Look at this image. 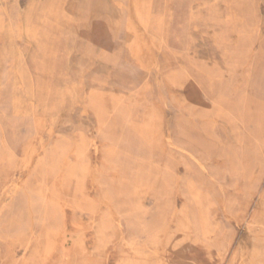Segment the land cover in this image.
Listing matches in <instances>:
<instances>
[{"label": "rangeland", "instance_id": "obj_1", "mask_svg": "<svg viewBox=\"0 0 264 264\" xmlns=\"http://www.w3.org/2000/svg\"><path fill=\"white\" fill-rule=\"evenodd\" d=\"M263 237L264 0H0V264H264Z\"/></svg>", "mask_w": 264, "mask_h": 264}, {"label": "bare ground", "instance_id": "obj_2", "mask_svg": "<svg viewBox=\"0 0 264 264\" xmlns=\"http://www.w3.org/2000/svg\"><path fill=\"white\" fill-rule=\"evenodd\" d=\"M77 1V0H76ZM86 2V1H85ZM80 4V3H79ZM83 10V9H82ZM92 11V10H91ZM80 15V14H79ZM96 16V15H95ZM77 17V16H76ZM74 19H75V17H74ZM77 19H79V18H77ZM19 21V20H18ZM75 21V20H74ZM66 28V27H65ZM52 31V30H51ZM66 54H67V52H66ZM89 61V60H88ZM69 67V66H68ZM83 68V67H82ZM68 70V69H67ZM84 70H85V68H84ZM68 85V84H67ZM160 92V91H159ZM51 132V130L49 131V133ZM3 138V137H2ZM170 138V137H169ZM168 140H170V139H168ZM171 143V142H170ZM42 148V147H41ZM106 151V150H105ZM73 152H74V150H73ZM107 152V151H106ZM187 153V152H186ZM33 155H35V154H33ZM78 156V155H77ZM95 156H96V154H95ZM32 157V156H31ZM34 158V157H33ZM78 158H79V156H78ZM32 159V158H31ZM82 159V158H81ZM65 161H66V159H65ZM66 163H67V161H66ZM73 163V162H72ZM96 163V162H95ZM65 166H66V164H64ZM64 166V167H65ZM68 166V165H67ZM201 166H203L204 167V165L202 164ZM26 167V166H25ZM24 167V168H25ZM62 167H63V165H62ZM95 167V166H94ZM96 168V167H95ZM28 171H30V170H28ZM68 172H67V174H69V173H71L72 172V168H68V170H67ZM61 173V172H60ZM91 173V172H90ZM60 175V174H59ZM58 175V176H59ZM95 174L94 173H91V178L92 179H94V176ZM61 176V175H60ZM60 176H59V178H60ZM63 176V175H62ZM61 176V177H62ZM22 181V180H21ZM21 181H19V182H21ZM58 181V180H57ZM59 182V181H58ZM14 183V182H13ZM13 183H11L12 185H13ZM60 183H61V181H60ZM15 185H13L14 187H15V189H16V185H17V183H14ZM93 183L91 182V185H92ZM19 185H20V183H19ZM101 187H104L105 185H106V182L105 183H103V182H101ZM22 186V185H21ZM8 187V186H7ZM7 187H5V189L7 188ZM12 187V186H11ZM18 187H20V186H18ZM17 187V188H18ZM92 187H93V185H92ZM5 189H4V191H5ZM8 189V188H7ZM10 189V188H9ZM14 189V188H13ZM12 190V189H11ZM78 190H79V188H78ZM3 191V192H4ZM14 191V190H13ZM16 191V190H15ZM47 191V190H46ZM12 192V191H11ZM13 193H15V192H13ZM26 193V192H25ZM6 196V195H5ZM10 196V195H9ZM8 197V196H7ZM109 200H111V199H109ZM105 203L108 205V207H109V209H110V212H111V214H112V216L114 217V219H115V221L116 222H118V224L119 225H123L124 223L126 224V223H128L129 222V218H128V216H126V215H124L123 217H122V214H120L117 210H116V208H114V206L109 202V201H105ZM4 205V204H3ZM2 208V207H1ZM124 208V207H123ZM126 213H128L129 214V212H126ZM176 220V219H175ZM33 235V234H32ZM263 235V234H262ZM259 237L261 236V234H259L258 235ZM257 236V237H258ZM47 238V237H46ZM264 238V237H263ZM57 239V238H56ZM258 239V238H257ZM260 239H261V237H260ZM48 240H49V238H48ZM47 240V241H48ZM51 240V239H50ZM262 240V239H261ZM30 241V240H29ZM256 241V240H255ZM49 242V241H48ZM164 242V241H163ZM162 242V243H163ZM158 244V243H157ZM173 244V243H172ZM244 245V244H243ZM29 246V245H28ZM163 246V245H162ZM172 246H174V245H172ZM48 247V246H47ZM154 247V246H153ZM26 250H27V248H26ZM53 252V251H52ZM25 253V252H24ZM46 253H47V251H46ZM157 253H158V251H157ZM142 254V253H141ZM148 254V253H147ZM156 254V253H155ZM178 254V253H177ZM177 254H176V256H177ZM150 255H151V253H150ZM157 255V254H156ZM254 255V254H253ZM260 255V254H259ZM23 256V255H22ZM118 256V255H117ZM179 256V255H178ZM264 256V255H263ZM145 257H147V256H145ZM180 257V256H179ZM256 258L258 257V256H255ZM148 258V257H147ZM182 258V257H181ZM180 258V259H181ZM256 258H254V259H256ZM146 259V258H145ZM151 260V259H150ZM178 260V259H177ZM264 260V259H263ZM145 261H147V259L145 260ZM149 261V260H148ZM153 260H151V262H152ZM185 261V260H184ZM242 261V260H241ZM252 261V260H251ZM250 261V263H252ZM254 261V260H253ZM257 261H258V259H257ZM24 263V262H23ZM145 263V262H144ZM258 263V262H257ZM259 263L260 264H262L261 262H260V260H259ZM122 264H125V263H122ZM152 264V263H151ZM156 264V263H155Z\"/></svg>", "mask_w": 264, "mask_h": 264}]
</instances>
